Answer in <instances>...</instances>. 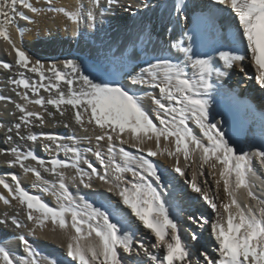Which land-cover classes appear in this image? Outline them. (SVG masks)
<instances>
[{"label":"snow or ice","instance_id":"snow-or-ice-1","mask_svg":"<svg viewBox=\"0 0 264 264\" xmlns=\"http://www.w3.org/2000/svg\"><path fill=\"white\" fill-rule=\"evenodd\" d=\"M44 3L42 7L36 6L34 0H0V38L10 46L8 54L14 52L15 55L14 63H3L2 66L11 71L15 65L37 76L36 81L31 82L20 72L19 79L11 80L17 88L24 89L17 95L26 103H15L20 115L18 122L7 128V132L15 130L19 135L23 126L45 123L44 115L30 111L27 105H38L45 112L50 105L60 116H65L70 107L71 119L76 125L85 131L86 126L92 125L99 129L95 136L97 144L95 150L92 147L85 150L78 146L81 141L76 136L43 133V138L49 141L46 145L49 150L63 151L69 157L53 158L50 162L32 151L10 149L14 159L8 163L33 174L34 186L53 196L56 204L50 206L40 195L26 190L15 174L11 175L12 184L0 178V185L7 189L6 195L0 194V201L7 206L17 202L25 221L35 226L29 228L27 235H35L36 228H45L50 222L52 230H58L65 237L66 244L62 256L41 258L27 235L19 234L17 240L23 254L17 258L7 246L0 244V264H264V181L259 188L255 183L258 179L256 165L264 170V139L259 145L248 146L255 150H245L219 126L223 121L213 122L211 112L213 93L223 87L222 82L230 77V72L238 71L248 77L245 60L253 63L257 71L254 77L248 78H254L264 89V0H208L203 4L174 0L171 7L175 16L169 13L164 32L170 34L169 47L182 53L183 61L155 56L153 60L145 59V66L138 65V72L134 69L126 73L131 85H147L158 90L150 95L155 117L146 110L142 98L126 85L97 82L86 74L94 70L86 62L84 66L75 60L46 65L17 44L10 27L17 25L18 19L32 23L34 16L47 13L60 14L71 21L76 26L74 36L80 34L77 29L82 20L89 28H96L97 15L92 10L86 13L82 8L69 10L55 6L53 0H44ZM92 3L101 16L112 10L101 0H92ZM106 3L114 5L118 0H106ZM132 7L127 5L124 11L134 17L136 13L131 11ZM137 7L152 10L153 5L142 0ZM198 9L200 14H197ZM204 10L212 19L218 13L228 11L235 22L231 38L215 48L212 54L199 50V24ZM176 28L181 30L178 38ZM19 32L22 40L23 29ZM153 32L154 29L142 26L129 43L133 48L137 44L145 46L146 51V46L153 43ZM56 39L52 37V42ZM133 56L139 59L138 53L134 52ZM42 89L49 93L47 98L40 95ZM3 99L5 97L0 96V100ZM189 121L198 126L202 136L193 132ZM4 127L5 124L0 123V129ZM125 133L135 141L133 147L147 154L137 156L123 147L117 149L115 140L128 143L123 138ZM26 139L37 142L40 137L29 133ZM86 139L92 143L91 137ZM66 140L70 143H65ZM146 140H154L156 149L141 147ZM162 140L172 141L174 148L167 144L161 148ZM100 141H107L106 151H101ZM86 152L95 156L102 170L86 159ZM165 155L174 160L171 171L183 177L192 192L198 194L214 214L212 219L202 214H189L186 219L195 227L187 233V239H184L181 217L172 214L180 193L168 192L166 195L162 191L168 170H161L151 159ZM29 159L36 161L44 172L54 174L56 181L50 182L38 168L26 166L25 161ZM181 159L184 167H181ZM197 161L200 171L193 170L189 179L186 171ZM82 164L88 170L81 167ZM205 167L213 177L212 183L207 179L198 181V175H205ZM66 168L74 169L76 175L72 180L78 179L86 188L92 187L93 178L107 185V191L119 197V202L131 210L128 215H134L139 224L114 215L103 205L97 206L83 197L74 196L62 171ZM126 174H131V178ZM221 191L224 200L220 198ZM19 217L20 212L11 216L5 213L0 224L8 225L10 220L17 229L27 227ZM205 225L210 226L215 245L213 254L201 251L204 246L199 243L200 232ZM141 226L149 230L154 242L146 244L137 238ZM140 257H146L147 261Z\"/></svg>","mask_w":264,"mask_h":264},{"label":"bare ground","instance_id":"bare-ground-1","mask_svg":"<svg viewBox=\"0 0 264 264\" xmlns=\"http://www.w3.org/2000/svg\"><path fill=\"white\" fill-rule=\"evenodd\" d=\"M102 4L106 8L112 9L111 11H106L103 16L99 15V10L93 6L92 0H53L55 6H63L69 10H76L82 8L85 13L87 10H92L97 15L96 28L92 29L88 27V23L82 20L77 31L80 34L73 35V28L76 26L72 24L71 21L67 20L64 16L56 13H47L42 16H34V22L29 23L23 20H17V25L10 27V33L17 44L23 49H26L32 58H39L46 65L51 63H59L64 60H75L84 66L85 62L88 65H91L94 69L90 73L97 82H107V83H120L126 85L131 92L138 94L142 100L146 110L149 111V114L155 117L154 104L151 102L150 95L155 94L158 90L153 89L147 85H131L130 81L126 79V73L132 72L134 69L136 72L139 71V66H145L144 61L153 60L155 56H162L168 59L173 60L174 62H182L183 54L178 53L175 49L169 47V38L170 34L164 32L165 22L167 16L169 15V6L170 3H173V0H148L150 4L153 5L152 10H147L143 8H138L137 5L142 3V0H118L117 4L107 5L106 0H101ZM36 6H45L44 0H34ZM207 3V1H204ZM133 5L131 11L135 12L136 15L130 16L129 13L124 11L125 6ZM159 5V7H157ZM166 9L163 13L164 18L161 19L159 10L161 8ZM125 17H128L125 19ZM217 28H222L226 32L230 27L235 28V22L233 15L228 12H220L214 18ZM161 24V27H159ZM142 26H146L149 29H154L152 35L153 43L146 46H141L137 44L133 48L132 44L129 43V39H134L137 33L139 32ZM174 26V25H170ZM19 29H23V39L21 40ZM176 37L180 35V29H175ZM52 37H56V41L52 42ZM220 39L225 42L227 37L225 34L219 35ZM126 46V47H125ZM219 46L214 45L211 47L209 54H212L214 49ZM111 49V51H109ZM11 51L10 46L0 38V89L3 90L4 82L2 80L13 74L10 73L8 69L3 68V63H14L15 55L14 52L12 55H9L8 52ZM136 52L139 54V59H136L133 56V53ZM116 53L115 56L112 54ZM245 69L248 71V77L254 75L252 64L247 61L244 63ZM25 71V69H21ZM245 77L243 74H240L238 71L230 72V77H226L223 80V87L218 88L216 92L213 93V103L211 106L212 116L214 117L213 122L223 121L222 112L218 110L216 104L218 98H220V93L229 94L230 96L233 93L245 94L246 89L248 88L253 94L251 97L253 104L256 105L257 110H252L251 106H243V119L244 122L240 124L239 129L235 126L237 131L243 133L242 137L238 139L237 143L241 147H244L245 150H255L254 148L249 149V145H259L261 140L264 139V124L262 125L259 120L260 117L264 115V89H261L258 83L254 80L249 81V78ZM63 86V85H62ZM148 94V95H146ZM223 99V97H222ZM32 106L36 109L35 105ZM51 108V107H50ZM38 110L42 111L38 108ZM54 112V111H53ZM58 113V112H57ZM55 114L54 118L50 117L47 112H44L46 126H34L32 130L23 128L24 133L35 134L40 137V139L35 143L31 144L32 150L22 145L24 150L20 151H32L41 159H44L46 162H50L53 158L57 159H68L69 157L65 155L63 151H57L54 148L49 150L46 145L49 144V141L43 138V133H57L61 136H76L81 143L78 145L83 149L92 147L95 150L97 141L95 136L98 133L99 129L94 125L86 126L87 131L80 128L79 125H76L75 122L71 119V113L66 114L68 117L60 116ZM68 113V111H67ZM65 115V116H66ZM8 113L4 107L1 108L0 105V123L5 124L8 122ZM258 117V120H257ZM154 122L158 124V121L154 119ZM245 122H249V126H244ZM225 122L221 125L224 130ZM189 126L193 129V132L198 136H202V133L199 131L198 126L193 122L189 121ZM4 129H0V153H2L1 148H3L1 137L3 135ZM26 130V131H25ZM28 130V131H27ZM86 137L92 138V143L89 144ZM125 140H128V143L121 144L119 140H115L114 143L116 148L119 149L123 147L126 151H129L137 156H142L147 154L145 152L139 151L138 148L133 147L135 143L134 140L129 139L127 133L123 137ZM24 141V140H23ZM27 141V139L25 140ZM26 143V142H25ZM24 143V144H25ZM65 143H70L65 141ZM101 151H106L107 141H100ZM167 144L168 147L174 148V143L172 141H161V148ZM27 145V144H26ZM30 146V145H29ZM10 149V146H7ZM21 147V146H20ZM144 149L152 148L156 149L155 141H145L141 146ZM19 150V147L17 148ZM86 159L93 163L94 166L98 167L99 170H102L99 161L91 152H86ZM11 158L6 156V154H0V178L5 179L8 183L12 184L11 175L15 174L21 181L23 187L26 190H29L32 194L40 195L45 202L49 203L50 206H55V198L47 193H43L40 188L34 186L35 176L31 173H25L19 165L11 166L6 159ZM160 162L162 170L167 169L166 179L164 181V188L162 191L167 195L168 192H177L180 195L176 198L175 207L172 209V214L174 216L181 217V227L185 232L184 239H187V230L190 225V221L186 219L189 214L197 215L200 211L201 213H209L211 219L214 217V214L209 211L208 205L198 198V194L192 192L190 187L184 181L183 177H180L175 172L171 171L174 164L172 157L168 156H157L154 157ZM30 160V159H29ZM119 162V161H118ZM46 166H50L47 164ZM29 167H36L41 171L40 166L36 161L30 160ZM81 167L88 170L85 164H82ZM181 167H184V161L181 159ZM257 177L255 183L257 188L260 187L261 182L264 181V172L259 168V165H256ZM195 170L199 173V162L193 163L191 168L186 171V176L191 178L192 171ZM67 177V183L69 184V190L74 196H80L93 202L97 205V202L106 206V209L109 210L114 215L121 217L124 220L130 219L131 222L139 224V221L134 215H128L131 211L127 209L125 205L119 202V197L115 193H110L107 191V185L103 184L99 180L93 178L91 181L92 187L86 188L83 184L79 183V180H72V177L76 175V172L72 168L62 169ZM44 178L50 182L56 181V176L51 173L42 172ZM205 175L203 177L198 175V181L202 179H207L212 183L213 177L209 175V170L207 167L204 168ZM131 178V174H126ZM154 186H156L154 184ZM214 188V184H213ZM160 190V189H158ZM0 194H7V189L3 188V185H0ZM221 200H224L225 197L221 191ZM179 210V211H178ZM20 212V208L16 201H13L12 206L4 205L0 201V219H3L4 214L7 213L9 216ZM22 222H24L27 227L22 229H17L9 221L8 225L0 224V244L7 246L13 253L14 256L19 258L23 254L22 245L17 240L19 234L27 235L29 228L35 227L31 225L30 222L25 221L23 213L20 212V217ZM53 225L49 222L45 228H36L35 235H27V238L32 242L33 247L40 254V257H53V256H62L66 244L65 237L57 230L54 232ZM147 233V235H146ZM208 234L210 235V226L208 229ZM202 239L200 244L204 241H207V238L204 234L200 232ZM140 240L146 242V244H151L154 242L153 236L141 226V231L137 237ZM212 243L209 246H205L201 249L207 250L209 254H213L215 245L213 238L211 237ZM210 240V241H211ZM209 241V240H208ZM207 241V242H208ZM202 245V244H201ZM199 246V245H197ZM154 252L156 250H153ZM158 254V253H157ZM196 258L195 256L193 257ZM139 259L147 261L146 257H140Z\"/></svg>","mask_w":264,"mask_h":264},{"label":"rangeland","instance_id":"rangeland-1","mask_svg":"<svg viewBox=\"0 0 264 264\" xmlns=\"http://www.w3.org/2000/svg\"><path fill=\"white\" fill-rule=\"evenodd\" d=\"M20 72H23V73H24L25 78H30V81H31V82H35L36 79H37L36 74L31 73V72H28L27 70H25V71H21V69H18V67L14 65V67L11 69L10 73H9V72L6 73V74H13V75H11V76H9V77H7V78H4V79L2 80V82H4V86H3V90H2V91H1V89H0V96L5 97V99L0 100V105H1V108L4 107V108L6 109V112L8 113V116H9L8 118H9V119H8V122L6 123L5 129H4V132H3V135H2V137H1V140H3V141H2L3 148H1L2 153H0V154H3V153H4V154H6V156L11 157L10 159H9V158L6 159L7 162H9V161H11L12 159H14V157L12 156L11 151H10L11 148H13V147L18 148V147H19V150H24V148H22V145H24V146H26V147L28 148V150H32V148H31V144H32V145H33V144L35 145V143H36V142H32V141H30V140L25 141V140H26V137H27V135H28L29 133H24V132H23V128H24V127H25L26 129H29V130L31 131L32 128H33L35 125H36V126H42V127H43V126H46L45 123H44L43 125H41V124H39V122H34L33 125L23 126V127L21 128V130H20V134H19V135L16 134L15 130H13V132H7V128H9V127H13L14 124H15L16 122H18V117H19V115H20V113L18 112V110L15 108V103H26L25 101L21 100L20 97L17 95L18 92H23L24 89H23L22 87L17 88L15 85H13V84L11 83V80H12L13 78H16V79H19V78H20ZM63 87H64V86H62V88H63ZM29 95L31 96V93H29ZM40 95H42V96H44V97L47 98V97L49 96V93H48V92H45V91L42 89L41 92H40ZM33 98H35V97H33ZM33 105H34V104H33ZM27 107H28V109H29L30 111H39V112H41L40 110H38V108L41 109L42 111H44V109L40 108L38 105H35V107H37L36 109L32 106V104L27 105ZM50 107H51V108H50ZM53 111H54V112H53ZM67 111H68V113L66 112V114H69V113H71L72 110H71V108L69 107V108L67 109ZM44 112H45V111H44ZM44 112H41V113L43 114ZM13 113H14V115H13ZM47 113L49 114V113H57V112H56V109H55L54 107H52V106L49 105V106H48ZM57 114H59V113H57ZM50 117L54 118L53 115H50ZM64 117L67 118L68 115H66V116H64ZM25 131H26V130H25ZM27 131H28V130H27ZM8 136H11L12 139H11V140L7 139ZM22 137H24V138H22ZM23 140H24V141H23ZM25 142H26V143H25ZM24 143H25V144H24ZM26 144H27V145H26ZM29 145H30V146H29ZM7 146H10L11 148L8 149ZM20 146H21V147H20ZM5 150H8V151H5ZM23 152H24V151H23ZM29 161H30V160L25 161L26 166H29ZM41 171L44 172L42 168H41ZM44 173H48V172H44ZM17 212H19V211H17ZM17 212H16V213H17ZM20 212L23 213V212L21 211V209H20ZM9 221H10V220H9Z\"/></svg>","mask_w":264,"mask_h":264}]
</instances>
